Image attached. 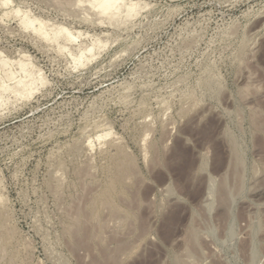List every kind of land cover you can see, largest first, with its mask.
I'll use <instances>...</instances> for the list:
<instances>
[{
	"label": "rangeland",
	"instance_id": "obj_1",
	"mask_svg": "<svg viewBox=\"0 0 264 264\" xmlns=\"http://www.w3.org/2000/svg\"><path fill=\"white\" fill-rule=\"evenodd\" d=\"M82 1L0 0V264H264V0Z\"/></svg>",
	"mask_w": 264,
	"mask_h": 264
},
{
	"label": "bare ground",
	"instance_id": "obj_2",
	"mask_svg": "<svg viewBox=\"0 0 264 264\" xmlns=\"http://www.w3.org/2000/svg\"><path fill=\"white\" fill-rule=\"evenodd\" d=\"M84 1V0H83ZM82 1V2H83ZM80 2V1H79ZM91 2L92 3H90V4H93V5H91L92 7H94V6H96V8L97 9H99V8H101L100 10H102L101 12H100V14L102 13V12H104V13H102V14H106V12H108L109 14H110V12L112 11V9H113V11H114V9L115 10H118L119 11V9H117V7L118 8H120L119 6L121 5V4H118V2H119V0H91ZM125 3V2H124ZM123 4V3H122ZM132 4H134L133 6H135V2H133ZM132 4H130V6H132ZM126 5V4H125ZM127 6V5H126ZM99 7V8H98ZM122 7V6H121ZM129 7V6H128ZM95 8V7H94ZM122 8H126V7H122ZM121 8V9H122ZM130 8V7H129ZM132 8V7H131ZM135 8V7H134ZM136 9H137V7H136ZM99 10V11H100ZM111 10V11H110ZM123 10V9H122ZM127 10H128V8H127ZM135 10V9H134ZM112 11V12H113ZM130 11H133V8H132V10H130ZM130 11H127V12H129V13H131ZM17 13H20V10L18 9L17 11H16ZM111 12V13H112ZM125 12V11H124ZM134 12V11H133ZM107 13V14H108ZM118 13V12H117ZM117 13H114L113 12V14L114 15H116ZM128 13V15H130ZM108 14V15H109ZM27 14L25 13V17H24V19H22V22H24V24H25V26L26 27H33V29L34 30H36L37 32H41V33H43L44 35H45V37L48 35V34H50L49 33V31H46L47 29L45 28L46 27V23L47 22H43V19L41 20V19H39L38 17L36 18L35 16H34V18H31L30 16L28 17V16H26ZM114 15H112V14H110V16L112 17H114ZM127 15V16H128ZM112 20V19H111ZM39 23V26H37L36 25V23ZM60 27L59 28H55L56 30L58 29V33H65V34H67V39L69 40V41H76L77 40V34H73V32L72 31H70L71 29H69L68 27H65L64 25H59ZM47 27H48V25H47ZM53 29V27H51V29H50V31ZM49 30V29H48ZM55 30V31H56ZM55 31H53L52 30V33L53 32H55ZM52 35V34H51ZM55 35L56 36H58L57 34H56V32L54 33V38H55ZM51 37V36H50ZM56 40L58 39V38H55ZM97 43V42H96ZM95 43V44H96ZM92 42H91V47H89V48H84V50H81V52H80V54L78 53V55H75L74 56V59H75V61H77V62H81L83 59H85V57H86V51H88V52H91L92 50H93V46H92ZM94 45V44H93ZM68 49V48H67ZM1 54V53H0ZM1 56V55H0ZM23 56H24V58H22V59H19L18 61H16V64L19 66V69L17 70V71H15V70H13V68H11V67H13V65L15 64V61L13 62L10 58L9 59H5V58H2L3 56H1V62H2V71L1 72H3L4 71V73H0V107H1V105L2 104H5L11 97H9V93H12V94H14V96H21V97H24V98H29L30 96H32V94H33V92H34V89H35V86H36V84H37V81H41V82H43V79H44V77L40 74V75H37L36 74V71L34 70V69H30V68H28L29 66V63H27L26 61H27V59H26V57H25V55L23 54ZM21 58V57H20ZM29 58V57H28ZM87 58V57H86ZM5 59V60H4ZM1 64V63H0ZM16 65V66H17ZM14 67H15V65H14ZM16 68V67H15ZM21 72L23 73V74H21ZM7 92H9L8 94H7ZM17 99V98H16ZM3 106V105H2ZM106 134V136H107V134L108 133H105ZM105 134H103V135H105ZM103 135H99V138L102 136L103 137ZM104 200V199H103ZM107 201H108V197H107V199H106ZM105 201V200H104ZM104 201H102V202H104ZM101 202V203H102ZM109 202V201H108ZM113 202V201H112ZM106 203V202H105ZM111 203V202H110ZM106 204H108V203H106ZM110 206V205H109ZM118 208V207H117ZM78 219H79V217H78ZM76 221H77V217H76ZM78 221H80V219L78 220ZM77 221V222H78ZM77 222H75V224H80V223H77ZM71 226H74V225H71ZM80 225H78V227H79ZM76 228H77V226H76Z\"/></svg>",
	"mask_w": 264,
	"mask_h": 264
}]
</instances>
